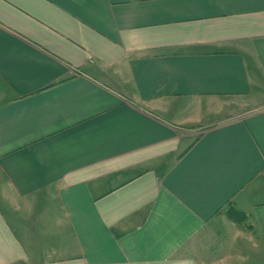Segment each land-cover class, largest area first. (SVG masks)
<instances>
[{
	"label": "crops",
	"instance_id": "0c3cea01",
	"mask_svg": "<svg viewBox=\"0 0 264 264\" xmlns=\"http://www.w3.org/2000/svg\"><path fill=\"white\" fill-rule=\"evenodd\" d=\"M0 264H264V0H0Z\"/></svg>",
	"mask_w": 264,
	"mask_h": 264
},
{
	"label": "trees",
	"instance_id": "16d2710c",
	"mask_svg": "<svg viewBox=\"0 0 264 264\" xmlns=\"http://www.w3.org/2000/svg\"><path fill=\"white\" fill-rule=\"evenodd\" d=\"M229 215L233 218V219H236V220H242V217L240 216L239 212L235 209H230L228 211ZM237 216V217H236Z\"/></svg>",
	"mask_w": 264,
	"mask_h": 264
},
{
	"label": "rangeland",
	"instance_id": "374dc122",
	"mask_svg": "<svg viewBox=\"0 0 264 264\" xmlns=\"http://www.w3.org/2000/svg\"><path fill=\"white\" fill-rule=\"evenodd\" d=\"M231 208H228V211L230 210ZM237 217V216H236Z\"/></svg>",
	"mask_w": 264,
	"mask_h": 264
}]
</instances>
